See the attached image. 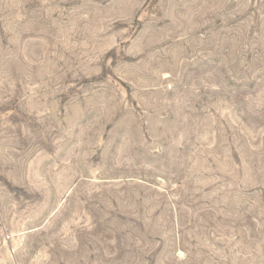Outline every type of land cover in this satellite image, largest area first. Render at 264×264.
I'll return each mask as SVG.
<instances>
[{"label": "rangeland", "instance_id": "obj_1", "mask_svg": "<svg viewBox=\"0 0 264 264\" xmlns=\"http://www.w3.org/2000/svg\"><path fill=\"white\" fill-rule=\"evenodd\" d=\"M0 264H264V0H0Z\"/></svg>", "mask_w": 264, "mask_h": 264}]
</instances>
